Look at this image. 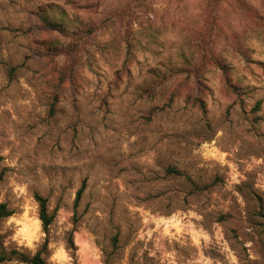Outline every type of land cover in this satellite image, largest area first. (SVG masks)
<instances>
[{"label":"rangeland","instance_id":"rangeland-1","mask_svg":"<svg viewBox=\"0 0 264 264\" xmlns=\"http://www.w3.org/2000/svg\"><path fill=\"white\" fill-rule=\"evenodd\" d=\"M0 174V264H264V0H0Z\"/></svg>","mask_w":264,"mask_h":264},{"label":"trees","instance_id":"trees-1","mask_svg":"<svg viewBox=\"0 0 264 264\" xmlns=\"http://www.w3.org/2000/svg\"><path fill=\"white\" fill-rule=\"evenodd\" d=\"M41 21L43 22L44 26L50 30V31H58L60 33H66V30L64 29L63 26H61L59 23L49 19L48 17H45L43 15L40 16ZM88 34V30L86 31ZM215 64L217 65L218 68L222 69L223 71L225 70V66L222 65L220 61H216ZM15 68H11L10 73L12 74ZM198 104L204 107L203 101L196 100ZM260 102L257 103L256 109H259ZM3 177V174H0V181ZM84 192V185L78 190L77 192V197L75 201V205L77 206L78 202L80 201L82 194ZM36 202L39 207V219L42 224L43 231L48 234L49 228L51 224L53 223L55 219V214L54 212H50L48 208V200L40 195L35 196ZM13 215V212L8 208V206L4 203L0 204V223L3 219L8 218ZM48 240H46L45 245H47ZM5 258L0 257V261H3ZM21 260L23 262H27L29 264H46L45 260L43 259L42 255L40 252L36 253L33 257H28L26 255L21 256Z\"/></svg>","mask_w":264,"mask_h":264}]
</instances>
